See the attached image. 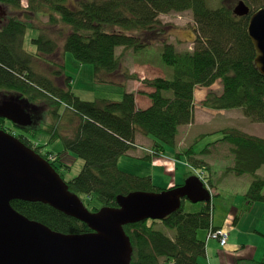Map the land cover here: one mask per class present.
I'll use <instances>...</instances> for the list:
<instances>
[{"label": "trees", "instance_id": "1", "mask_svg": "<svg viewBox=\"0 0 264 264\" xmlns=\"http://www.w3.org/2000/svg\"><path fill=\"white\" fill-rule=\"evenodd\" d=\"M238 1L27 0V10L31 14L26 16L27 24L11 20L0 26V101L11 98L21 101L37 127L44 119L42 112L45 113L46 107L56 106L51 111L53 123L48 130L28 133L32 137L38 132L44 133L49 136V143L61 141L64 153L71 152L83 161L80 173L66 184L83 203V198H87L100 205L90 211L116 208L118 196L161 192L163 190L154 186L150 176L122 172L118 161L132 150L136 134L154 140L144 161L163 156L165 147L175 148L179 129L194 121L196 87H209L221 80V94L209 93L203 106L220 111L240 109L251 122L264 124V76L255 65V52L247 35L250 17H237L233 13ZM242 1L251 14L264 7V0ZM20 2L0 0V5L19 8ZM183 12H190L193 17L194 38L189 41L193 49L179 53L169 42L173 26L162 23L159 16ZM41 15H45L52 26L61 25L67 29L66 34L62 33L63 43L58 49L57 43L40 35L31 40L35 52H26L23 49L26 31L36 28L30 20ZM153 44L161 45L163 62L170 70L165 77L144 81L154 90L142 93L151 101L147 109L136 108L133 93L125 92L120 101L101 98L84 101L72 92V79L65 74L66 53L81 64L92 65L96 83L118 85L120 82L115 77L124 70L121 55H116V50L136 52ZM39 54L61 55L62 64L51 76L63 77L65 90L58 87L60 84L55 87L47 75L36 71L34 62L40 60ZM134 77L129 76L130 79ZM164 93L170 95L164 96ZM62 105L65 109L58 113ZM221 132L223 137L219 141L227 144L232 158V165L223 175L253 178L244 195V212L250 211L254 204H264V178L257 175L264 166V139L235 128ZM19 140L37 154L42 152V147L26 136L22 135ZM208 149L197 154L190 147L176 157H184L187 166L196 173L205 170L206 164L198 157ZM62 153L40 156L63 178L58 166H64H56ZM50 156L54 162L49 160ZM64 168L69 170L67 166ZM191 176L194 175L187 174L186 178ZM201 180L206 183V178L201 177ZM207 185L213 187L211 183ZM12 208L58 233L81 235L90 232L84 223L42 203L14 201ZM212 215L210 201L203 203L197 213H185L181 206L162 221L149 220L123 227L132 248L130 264H200L206 258V243L199 238V233L219 229L213 226ZM237 221L238 217L234 223ZM158 226L174 230L173 237Z\"/></svg>", "mask_w": 264, "mask_h": 264}, {"label": "rangeland", "instance_id": "2", "mask_svg": "<svg viewBox=\"0 0 264 264\" xmlns=\"http://www.w3.org/2000/svg\"><path fill=\"white\" fill-rule=\"evenodd\" d=\"M20 1L19 8L0 5V13H3L0 26L11 20H17L27 24L29 20L27 21L26 16L27 14L31 15L27 10V0ZM159 18L162 23L173 26L169 42L174 45L176 51L179 53L192 51L193 45L189 43V41L194 38V22L192 14L190 12L170 13L167 15H160ZM30 23L33 26L35 25L36 28L28 29L26 31L23 43V49L26 52H35L36 47L32 44L31 40L38 38L40 35L57 43L58 49L61 47L64 36L62 33H67L65 27L61 25L52 26L48 23V18L45 15L32 18ZM116 53V55H121L122 69H124L123 72H120V74L115 77L116 81L118 83L120 82L118 85L96 83L93 66L89 64H81L76 61L71 54L66 53L64 55L65 74L72 79V92L84 101H94L95 99L100 98L110 101H120L125 92L133 93V91H136V93L140 95H143L142 93H152L154 90L147 87L144 81L165 77L167 71L170 70V67L166 66L163 62L162 48L160 44H153L146 49L136 52L118 48ZM39 56L41 57L40 60H35L34 62L36 71L47 75L55 87L60 84L58 87L64 89L63 77L56 79L51 76V74L57 71L62 64L60 59L61 55L56 54L54 56L39 54ZM131 75L135 76L134 79L129 78ZM196 88L210 89L205 97L194 106V111H196V121L191 130V134H193V136H202V138L196 140L199 138L198 137L195 139V142H193L195 151L199 153L208 147L210 151L209 153H205V155L207 154L206 156L208 160L211 159L214 162L212 181L209 180L210 175L207 171H204L205 177L202 174L203 178H206L205 182L213 185V187L210 185L207 187L213 195H211L210 200L212 205L213 222L216 225L221 226L228 215V224L233 228L234 220L238 217L236 223L238 224L237 228L236 230L234 229V232H230L226 247H219L216 242H212L214 250L211 253V258H209L210 262L206 257L201 261V264H221L222 255L220 254L224 253L226 249H229L226 250L227 252H230V250L233 252V255L230 254L225 256V258L227 257L229 259H226L229 264H259L264 261V204L256 203L252 206L250 211L244 212V195L253 178L250 175L242 177L232 175L230 178H228L227 175H223L224 171L222 168L226 166L224 164H229L227 160L230 159V157H227V152H224L226 144L217 140L223 137L221 130L228 128H235L251 136L264 139V124L251 122L243 115L240 109L227 110L224 111L223 114H221V112H217V114L207 112L206 115H200V113L202 114V112H205L203 108L206 107L203 106V103L206 101L209 93L215 95L221 94L222 82L218 79L209 87ZM136 93L134 92L133 94L136 95ZM167 95L170 94L164 93V96ZM55 107V105H52L51 109L46 107L45 113L42 112V115L44 114V119L39 122L38 127L34 125L27 129H21L25 130L23 136H26L28 140L42 147V154L50 153L57 155L64 150L61 141L58 140L49 143V136L44 133L38 132L39 134L35 137H32L29 134H34V131L37 130L43 131L42 129H49L53 123L51 111ZM64 109V105L60 106L58 113H62ZM215 116H217V118H215ZM203 121H205V123H201ZM19 135H21V133ZM149 139L152 138L150 137ZM144 145L145 144L137 146V151L141 154L135 155L133 158L122 156L119 165L122 172L134 176H153L152 180L154 186L164 191L173 188L169 187L171 181H174V184L181 183L179 178L184 173L196 175L195 171L188 166L185 165V168L182 164L176 166L173 162L171 163L169 161L171 160L170 152L174 149L171 147H165L166 155L155 157L150 162L144 161V155H148V151H150L148 148L149 145L146 147ZM182 158L185 159L184 157ZM226 158L227 160H225ZM49 160L51 162L55 161L51 156L49 157ZM59 164H62L64 167H69V170H67L62 166H58L63 171L62 179L64 182H69L80 173L84 163L73 153L63 152L57 165ZM257 175L264 178V166H262L257 172ZM199 178L201 180V177ZM221 178L222 180L219 181ZM83 199L89 210L93 207H100L95 200L91 201L87 198ZM182 206L185 213H197L201 210L203 203L194 204L188 200H184ZM157 228L171 238L175 233L174 230L163 226H158ZM205 233V231L201 232L200 236H205ZM212 243H210V246ZM233 246L237 248L233 249Z\"/></svg>", "mask_w": 264, "mask_h": 264}, {"label": "water", "instance_id": "3", "mask_svg": "<svg viewBox=\"0 0 264 264\" xmlns=\"http://www.w3.org/2000/svg\"><path fill=\"white\" fill-rule=\"evenodd\" d=\"M233 13L250 17L247 35L255 65L264 76V7L251 14L239 0ZM0 118L19 129L34 124L32 114L14 98L0 101ZM184 200L206 204L210 191L199 177L191 176L176 188L118 196L116 208L92 212L69 191L49 161L0 130V264H130L132 248L123 227L162 221L178 211ZM14 201L48 205L84 223L90 232L66 235L52 231L16 212Z\"/></svg>", "mask_w": 264, "mask_h": 264}, {"label": "crops", "instance_id": "4", "mask_svg": "<svg viewBox=\"0 0 264 264\" xmlns=\"http://www.w3.org/2000/svg\"><path fill=\"white\" fill-rule=\"evenodd\" d=\"M172 44V43H171ZM124 70V69H123ZM162 78V77H161ZM209 90L210 89H203V88H196L195 90H194V106L196 105V103L197 102H199V101H201L204 97H205V95H206V93L207 92H209ZM136 93V91H133V93ZM135 104H136V108L137 109H142V110H144V109H147L150 105H151V101L149 100V98H147V96H145V95H140V94H137L136 93V95H135ZM204 110H205V112H202V114L200 113V115H203V114H207V112H209V113H216L217 114V112H221V114H223V112H224V110H221V111H216V110H211V109H208V108H203ZM215 118H217V116H215ZM198 120V119H197ZM195 121H196V111H194V121H193V123L192 124H190V125H188V126H185V127H181L180 129H179V131H178V134H177V136H176V147L173 149V151H171L170 153H171V160H169L171 163L173 162L174 163V165H179V164H182L183 166H184V168H185V165L187 166V160L186 159H183L182 157L181 158H177L176 157V154L177 153H179V152H181V151H183V150H186V149H188V148H190V147H193V150H194V152H196L195 151V149H194V144H193V142H195V139L196 138H198L199 136H193V134H191V130H192V128L194 127V124H195ZM198 121H200V120H198ZM201 123H205V121H203V122H201ZM227 128V127H226ZM150 137H145V136H142V135H140V134H136V140H135V145L133 146V148H132V150H130L129 152H128V154L127 155H125V157L126 158H128V157H130V158H133V157H135V155H139V154H141L139 151H137V146L138 145H140V146H142L143 144H145L144 146L146 147L147 145H149L148 146V148L149 149H151V147L153 146V143H154V140H152V139H149ZM200 138H202V136L201 137H199L198 139H196V140H199ZM220 140V138L217 140V141H219ZM216 141V142H217ZM147 148V149H148ZM210 150L208 149V152H209ZM202 152V151H201ZM207 152V153H208ZM224 152H227V154H226V156L228 157H230V159H228L227 160V158L225 159V160H227L228 161V163L229 164H224V165H226L225 167H223L222 169H223V171H225L229 166H231L232 165V158H231V156H230V154H229V147L227 146V144H226V146L224 147ZM197 153V152H196ZM197 154H200V152L199 153H197ZM147 155V154H146ZM164 155H166V154H164ZM203 155H205V154H201V156H199L198 158L202 161V162H204L205 164H206V167H205V170L204 171H208L209 170V180H211L212 181V178H213V168H214V162L210 159V160H208L207 159V154L205 155V156H203ZM145 156V155H144ZM122 158V157H121ZM121 158L119 159V161H118V168H119V165H120V160H121ZM224 161V160H223ZM154 165V164H153ZM120 169V168H119ZM191 169V168H190ZM121 170V169H120ZM197 171H199V172H196V176L198 177V175H199V177L201 176L202 178H203V176H202V174L204 175V177H205V172L204 171H200V170H197ZM186 173H184L180 178H179V180H180V182L181 183H179V184H174V181H171L170 182V184H169V187H175V186H180V185H182L183 183H184V181L187 179L186 178ZM228 176V178H230V176H232V175H227ZM151 179H153V176L151 177ZM168 179H170V178H168ZM222 180V178L219 180V181H221ZM152 182H153V180H152ZM205 185L208 187V185L205 183ZM209 189V188H208ZM210 191V190H209ZM212 191V190H211ZM211 194L210 195H212V192H210ZM213 196V195H212ZM228 220H229V216L227 215V217L225 218V222H223V224L220 226V225H216L214 222H213V216H212V224H213V226L214 227H216V228H219V229H221L223 232H225V233H228L229 235H230V232H234L235 230H236V228H237V225L238 224H235L234 223V227L233 228H231V226H230V224H228ZM229 223H230V221H229ZM235 229V230H234ZM201 233V232H200ZM200 233H199V238L202 240V241H204L205 243H206V257L208 258V261L210 262V260H209V258H211V253L213 252V250H214V245H213V243L212 242H216L217 243V245L219 246V244H218V242L217 241H215V240H207L206 239V237H207V231H206V233H205V236H200ZM228 235V236H229ZM210 243H212V245L210 246ZM227 245V244H226ZM220 247V246H219ZM224 247H226V246H224ZM234 248L233 249H236L237 247H235V246H233ZM226 249V248H225ZM226 250H229V249H226ZM224 251V253H221L220 255H222V260H221V264H229L228 262H227V260L226 259H228L227 257L225 258V256L226 255H230V254H232L233 255V252H231V250H230V252H227V251ZM229 260V259H228ZM200 264H201V262H200ZM208 264H210V263H208Z\"/></svg>", "mask_w": 264, "mask_h": 264}, {"label": "flooded vegetation", "instance_id": "5", "mask_svg": "<svg viewBox=\"0 0 264 264\" xmlns=\"http://www.w3.org/2000/svg\"><path fill=\"white\" fill-rule=\"evenodd\" d=\"M1 12V9H0ZM3 18V13H0V23H1V19ZM35 123V122H34ZM34 126V124H33ZM0 128L2 129V131H4L6 134H13L15 137L19 138L21 137V135L25 134V130H21L19 128H17V126H14L13 124L10 123V121L6 120V119H2L0 118ZM21 133V135H19ZM40 155H42V152L40 153ZM56 166H58L56 164Z\"/></svg>", "mask_w": 264, "mask_h": 264}, {"label": "built area", "instance_id": "6", "mask_svg": "<svg viewBox=\"0 0 264 264\" xmlns=\"http://www.w3.org/2000/svg\"><path fill=\"white\" fill-rule=\"evenodd\" d=\"M207 239H212L218 241L221 247H224L228 240V234L223 232L222 230H209Z\"/></svg>", "mask_w": 264, "mask_h": 264}]
</instances>
